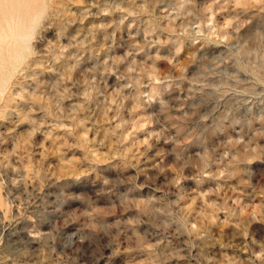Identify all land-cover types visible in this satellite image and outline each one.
Returning <instances> with one entry per match:
<instances>
[{
    "label": "rangeland",
    "instance_id": "1",
    "mask_svg": "<svg viewBox=\"0 0 264 264\" xmlns=\"http://www.w3.org/2000/svg\"><path fill=\"white\" fill-rule=\"evenodd\" d=\"M2 1L0 264H264V0Z\"/></svg>",
    "mask_w": 264,
    "mask_h": 264
},
{
    "label": "bare ground",
    "instance_id": "2",
    "mask_svg": "<svg viewBox=\"0 0 264 264\" xmlns=\"http://www.w3.org/2000/svg\"><path fill=\"white\" fill-rule=\"evenodd\" d=\"M2 1V0H1ZM3 2V1H2ZM5 3V2H4ZM8 2H6V7L9 9V10H11V6H12V9H14L13 8V5L11 4V6H7L8 4H7ZM1 6H3V5H1ZM16 9V8H15ZM14 9V12H15V15L16 14H18V13H16L17 12V10H15ZM2 10V9H1ZM0 10V11H1ZM8 11V10H7ZM11 12V11H10ZM18 12L19 13H21L20 11H19V9H18ZM6 13H8V12H6ZM1 14H3L2 12H1ZM9 14V13H8ZM4 15V14H3ZM11 15V14H10ZM9 15V16H10ZM15 15L13 16V12H12V17H8L10 20H11V18H13V20H14V18H15ZM17 16V15H16ZM19 16H21V15H19ZM25 16H23V18H24ZM7 17H6V19H8ZM16 20L18 19V17L17 18H15ZM34 19V18H33ZM16 20H15V24H16ZM19 21V20H18ZM26 22V20H22V19H20V21L19 22ZM28 21V20H27ZM1 22V21H0ZM8 23V25L10 24L9 22H11V21H7ZM13 22V21H12ZM13 23V24H14ZM28 23H30V22H28ZM7 24H6V22H5V24H4V26H3V28L6 26L7 27ZM2 26V25H1ZM11 26H12V24H11ZM17 26V25H16ZM31 26H33L32 24H31ZM30 26V28H32ZM10 27V26H9ZM9 27L6 29L5 28V32H6V30H8V31H10L9 30ZM27 28H28V25L26 26ZM1 28V27H0ZM23 29V28H22ZM25 30V29H24ZM23 30V31H24ZM29 30V29H28ZM27 30V31H28ZM2 31H4V30H2ZM1 31V32H2ZM12 31V30H11ZM33 31V30H32ZM13 32V31H12ZM14 32L16 33V31L14 30ZM29 33V32H28ZM32 33V32H31ZM3 34V36H5V34L4 33H2ZM19 34V35H18ZM0 35H1V33H0ZM31 35H33V33L31 34ZM30 35V36H31ZM9 36V35H8ZM33 36H35V35H33ZM13 37H15V39L14 38H12L13 39V41H18V40H21L22 41V43L20 44L19 42H16L18 45L15 47V49H14V47L12 48V46H13V44L11 45V42H12V39H10V41L11 42H8V41H6V40H4V39H6V37H4L3 39H1L0 40V65H1V68L4 70V75H3V73H1L2 75V77H0V78H2V79H0V94L1 93H3L4 91H5V89L7 88L6 87V85H7V83H9L8 81L12 78V76L18 71V69L20 68V66L23 64V62H24V59H25V53H26V50H29L27 47V43L29 44V46L31 47V38H28V34L26 33V32H18L17 33V35H15V36H13ZM2 38V37H1ZM10 38V37H9ZM16 38H18V39H16ZM27 42V43H26ZM15 43V44H16ZM11 45V46H10ZM29 52V51H28ZM29 54V53H28ZM29 56V55H28ZM27 61V60H26ZM33 62V61H32ZM27 63V62H26ZM25 63V64H26ZM31 65V64H30ZM22 69V68H21ZM26 74H27V72H26ZM25 74V75H26ZM13 79V78H12ZM12 79H11V81H12ZM16 87V86H15ZM9 88V87H8ZM5 94V93H4ZM13 94V93H12ZM4 96V95H3ZM2 99V98H1ZM12 101V100H11ZM2 106V105H1ZM3 110V109H2ZM1 198V197H0ZM2 200V199H1Z\"/></svg>",
    "mask_w": 264,
    "mask_h": 264
}]
</instances>
